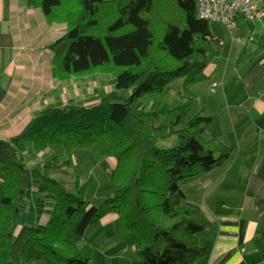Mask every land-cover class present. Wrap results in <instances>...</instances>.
I'll list each match as a JSON object with an SVG mask.
<instances>
[{
	"label": "trees",
	"instance_id": "trees-1",
	"mask_svg": "<svg viewBox=\"0 0 264 264\" xmlns=\"http://www.w3.org/2000/svg\"><path fill=\"white\" fill-rule=\"evenodd\" d=\"M34 1L50 22L67 25L53 45L55 76H109L113 89L91 105H46L0 142V264H93L98 245L86 230L112 213L142 264L193 263L205 254L199 234L211 219L181 184L222 166L235 147L222 143L216 116L189 117L192 96L170 100L167 89L183 79L190 92L206 80L217 43L210 21L196 0ZM170 136L173 144H159ZM77 149L115 160L112 195L100 205L51 176L72 166ZM28 202L37 222L20 226Z\"/></svg>",
	"mask_w": 264,
	"mask_h": 264
},
{
	"label": "crops",
	"instance_id": "crops-1",
	"mask_svg": "<svg viewBox=\"0 0 264 264\" xmlns=\"http://www.w3.org/2000/svg\"><path fill=\"white\" fill-rule=\"evenodd\" d=\"M215 23L217 43L205 69L207 104L217 101L226 113L220 139L235 147L236 157L184 191L211 219L199 234L205 254L191 264H264V13L254 21L239 18L233 34ZM66 32L67 25L50 22L34 0H0V142L19 135L44 106L66 103L69 82L54 74L53 49ZM213 82L220 84L214 92ZM197 87L190 93L197 96ZM116 219L113 213L103 218L102 229L116 227Z\"/></svg>",
	"mask_w": 264,
	"mask_h": 264
},
{
	"label": "rangeland",
	"instance_id": "rangeland-1",
	"mask_svg": "<svg viewBox=\"0 0 264 264\" xmlns=\"http://www.w3.org/2000/svg\"><path fill=\"white\" fill-rule=\"evenodd\" d=\"M216 27H218L217 23L210 22L212 32H215ZM196 85L199 86L197 87V90L199 91L197 96L191 94L184 88L183 79L173 81L168 86L167 93L170 100L174 101L179 99L183 93L192 96L193 100L190 106L189 117H194L199 113H202L203 115H208L209 113L211 116H216L218 122L226 124L229 119L226 118V113L222 111V108L217 101L210 106L207 104L209 94L208 81L204 80ZM189 88L191 90V87ZM112 89L113 85L111 84V78L109 76L98 75L94 78L73 79L66 85L65 104L71 100L91 105L96 102L97 97L101 92H106ZM124 95L129 96L130 91H124ZM205 107L207 112L204 110ZM174 138V136H170L165 140L160 139L159 144L169 146L173 144ZM205 138L209 139L210 134L206 133ZM235 157V154H232L228 159L235 160ZM239 157L243 158L242 156ZM114 163L115 160L113 158L98 161L89 151L77 149L74 152L72 166L70 168L62 167L57 172L51 173V176L56 175L70 191H75L79 186L84 187L85 198L90 200L93 205H100L105 195H112L111 177ZM189 183L190 181L181 184V187L186 192L191 191ZM195 195L201 197L202 193L196 191ZM36 222L37 216L35 212L30 209V204L28 202L26 208L19 215L18 224L20 226H32ZM103 226L102 218L96 224L90 226L85 233L87 238L94 240L98 245V248L94 253L93 264H142L135 249L127 246L120 237H113L111 231H115V224L112 226V223H109V226L105 229H102ZM122 246H125V250H123Z\"/></svg>",
	"mask_w": 264,
	"mask_h": 264
},
{
	"label": "built area",
	"instance_id": "built-area-1",
	"mask_svg": "<svg viewBox=\"0 0 264 264\" xmlns=\"http://www.w3.org/2000/svg\"><path fill=\"white\" fill-rule=\"evenodd\" d=\"M263 0H196L198 16L210 22L223 24L233 34L237 20L243 18L254 21L264 13L259 3ZM220 84L213 82L211 91L214 92Z\"/></svg>",
	"mask_w": 264,
	"mask_h": 264
}]
</instances>
